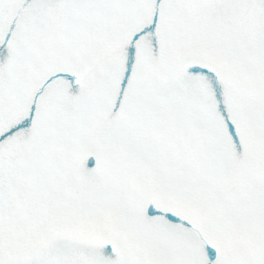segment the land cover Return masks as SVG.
<instances>
[{"label":"snow or ice","instance_id":"obj_1","mask_svg":"<svg viewBox=\"0 0 264 264\" xmlns=\"http://www.w3.org/2000/svg\"><path fill=\"white\" fill-rule=\"evenodd\" d=\"M0 264H264V0H0Z\"/></svg>","mask_w":264,"mask_h":264}]
</instances>
